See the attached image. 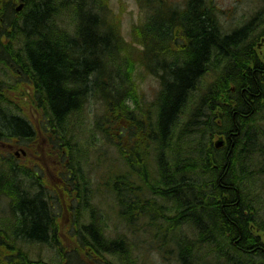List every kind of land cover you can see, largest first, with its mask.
Segmentation results:
<instances>
[{
	"label": "trees",
	"instance_id": "obj_1",
	"mask_svg": "<svg viewBox=\"0 0 264 264\" xmlns=\"http://www.w3.org/2000/svg\"><path fill=\"white\" fill-rule=\"evenodd\" d=\"M4 1L0 0V8H5L4 11L2 9L4 13L0 10V63L17 70L19 74L15 75L20 78L21 84H25V88L31 87L35 94L40 92L38 98L41 105L38 107L46 105L48 111L50 106L47 116L52 126L47 127L49 131H46L44 139L58 150L64 165L61 182L48 185L42 175H35L38 174V167L18 164L12 157L0 158V202L3 199L9 201L5 206L11 214L0 225V264H114L123 255H127L123 264H134L129 255L132 251L130 241L134 242L131 237L120 231L118 235H108L107 220L101 233L94 223L79 227L78 221L71 220L69 216L76 211L92 212L88 197L98 195L100 187L91 176L93 170L89 151L86 149L84 154H79L70 147L71 142L81 143L75 140L79 133L67 131L65 126L70 113L78 108L79 100L84 96L82 93L91 89L93 74L104 69L97 64L111 51V44L99 33L96 24L98 17L95 18L92 13L95 20L92 19L91 11L84 8L91 0H69L75 3L76 13L80 14L79 30L76 32V36L79 34L80 37L69 36V31L59 29L55 21V0L25 1L27 7L20 14L13 9L14 6H10L16 0ZM189 1L184 15L171 17L169 21L159 17V21L152 23L154 27H151V23L149 26L150 32L155 35H158V30L169 36L184 38L182 56L177 60L180 64L175 62L169 66L163 60L153 62L156 70L161 69L166 74L159 70L162 83L165 82L160 92L162 97L156 114L157 123L151 128L152 131H148L149 125L137 121L147 110L136 98L134 90L131 96L124 98H119V95L115 97L116 90H113L107 95L104 110L101 109L93 120L95 125L92 131L87 136V131H82V138L92 148L104 137L120 160L117 162L119 160L114 156L117 160L113 163V169L129 168L128 173L122 171L112 180L105 177L96 181L102 187L106 186L109 196L117 201L116 205L120 206L121 211L118 221L127 229L134 233L140 231V226H143L139 223L141 218L145 226L148 223L150 227L157 226L154 234L164 242L158 247V254L168 259L171 252L176 254L170 264H203L202 257L207 253L205 248L210 249V264H264V128L260 126L264 117V61L260 65L258 60L261 59L255 54L256 59L254 55L256 41L264 37V31H255L254 26L260 19L255 17L239 29L225 32L218 17L205 8L204 1ZM213 5L214 11L220 9L217 4ZM143 26L135 31L138 32ZM185 57L186 61L183 62L181 58ZM206 72L218 77L217 84L207 89L202 85ZM23 74L34 80L23 79L27 77ZM1 85L3 87L4 83L0 84V89ZM197 91L201 95L197 98H202V102L209 98L210 108L207 106L206 110L213 111V118L219 125L213 124L210 131H202L207 148L196 141L188 142L189 135L173 131L179 117L187 110L188 103L195 101ZM227 99H231L230 103ZM2 108L0 140H17L23 144L35 138L37 131L24 116L18 115L12 108L10 111ZM198 111L199 106L196 113L191 111L193 118L198 116ZM106 114L109 117L118 116L119 119L128 117L129 122L121 131H95L101 127L103 117L105 120L109 118ZM200 132L194 131V134L197 136ZM221 135L227 139L226 145L216 148L214 139ZM62 144L69 149L64 150ZM102 157L103 152L99 151L100 166L104 165ZM82 163L90 167L89 175L79 172ZM155 169L161 176H153L152 182L150 173ZM147 184L153 188L150 191L155 196L154 202L159 197L168 200L163 205L155 203L152 207L153 203L143 200L141 195L145 192L142 188L150 189ZM73 189L79 192L75 193ZM141 199L152 210L143 207L144 204L141 208L137 207L135 202ZM163 210L173 211V214L161 215L162 219H158V214ZM65 212H69L68 224ZM162 221L170 229L168 233L159 228L158 224L164 223ZM170 223L173 226H169ZM257 231L260 233L257 234ZM39 247L51 250L53 255L48 259L42 258V254H35L34 251Z\"/></svg>",
	"mask_w": 264,
	"mask_h": 264
},
{
	"label": "rangeland",
	"instance_id": "obj_2",
	"mask_svg": "<svg viewBox=\"0 0 264 264\" xmlns=\"http://www.w3.org/2000/svg\"><path fill=\"white\" fill-rule=\"evenodd\" d=\"M25 1L27 2L28 0H25ZM31 1H35V0H31ZM55 1H57L56 3L59 6V7L56 6L57 7V11H56L57 14L55 16L56 17L55 21L57 20V25L59 26V29L64 30L65 32L69 31L70 32L69 35L74 37L77 30H79V25H80V23L78 22L79 18H80V16H79L80 14L76 13L77 7H74L75 3L69 2V0L67 2H66V0H55ZM145 1L146 2H142L139 0H94V1L91 0L90 3L87 2L88 4L84 5V8L87 11L93 12V15L95 14L94 15L95 18H97L99 16L98 19L100 21H98V19H97V23H96V24H98V28L100 30L99 33L102 34V36L106 37L109 44L112 43L111 44V49H112L111 51H113V52H112V54H111V51L107 52V55L109 56V58H107L108 57L107 55H104V57H102L103 61H100V63L97 64V65H101L102 67H104V69H102V71H100V72H96L93 74V77H91V79L93 80V78L94 77L95 78L93 80L94 83L90 84L91 90L87 91L86 93L84 92L85 96L82 97V99H81L82 101L80 100V102H81L80 106L76 109V111L74 110V112L69 115V117L65 123L67 131H77V133H79L78 134L79 137L76 138L75 140H78L81 143H72L71 142V144H70L71 149L74 152H77L79 154H82V153L84 154L86 149L89 151L88 157L90 159V164H92V170L94 172V173L91 172V176H93V179L95 180L94 183L97 185L98 184L100 185L98 195H95V196L93 195V198L88 197V204H89L88 206L93 207L90 209H92L91 211L94 214H92V212H89V211H87V212H85V211L77 212L76 211V212L71 214V218L75 219L76 222L78 221L77 224H79L78 225L79 227L80 226L83 227V225L90 224L92 221V223H94L97 226V228L101 231V233L103 230L104 222H105V220H107V224H108L107 233H108V235L115 236V235H118V233L120 231L122 234H125V235L131 237L134 242H132V240L130 241L131 244L129 246L132 248V251L129 252V255H131V259L134 261L133 262L134 264L139 262V259H140V262L137 264H170L171 261L175 258L176 254H175V252H171L169 254L170 259L164 258L158 254V252H157L158 247L160 245L164 244V242L160 237H157L156 234H154L157 226L155 225L153 227H150L149 223L147 226H145L144 219L141 218V219H139V223L143 224V226H140L141 232L138 231L137 233H134V232L130 231L129 229H127L124 226V224H122L118 221V217H120L121 211H120V206L116 205V204H118L117 201L116 200L113 201V197L109 196L108 189L106 186L102 187L100 182L96 181V180H100V179L105 178V177L112 180L117 176L118 173H121L122 171L128 173L129 168L123 166L121 168L122 170L120 168L119 169H113V166H114L113 163L117 159L119 160V157H116V154L114 152L112 145L110 143L105 142L106 140L104 137H102L103 141L98 142L97 145L95 144L92 148L90 146H88L85 139L82 138L83 137L82 131H87L86 136L89 135L90 131H92V128L95 125V122L93 120L96 119V117L98 116V113L100 114L101 109H102V111L104 110L103 107L106 106L105 103H106V101H108L107 95L109 92H111L113 90H116V96L115 97H117L119 95V98L131 96V94L134 90L136 98H138V101L140 102V104L142 103L145 106V109L147 110L146 112H143V114L137 118V121H139L140 124L149 125L150 129H148V131H152L151 128L154 126L155 123H157V115L156 114H158L157 113L158 112V105H159L160 95H161L160 92L162 90V83L160 81H162V78H161V76H158L160 74H157L160 72L159 71L160 69L156 70L155 66L153 65V62L154 61L157 62V60L159 61V58H160V60H163V62H165L166 64H171V63L173 64L177 60H179L178 57L182 56L180 54H182V44L184 43L183 42L184 38L183 37L177 38V36L172 35L173 37L172 36H167V37L163 36L162 39L159 37L161 39V41H160V39L157 41V39L155 38V34L150 32L149 26L151 23V27H154L152 25V23H155V20L159 21V17H164L165 20L169 21L171 17L182 15L184 13V11L188 9L187 7H189V6H187V4H188L187 2L189 0H156V2L158 1L160 3L153 2L155 0H145ZM263 1L264 0H214V1L213 0H204V6H205V8H208L211 13H213L212 15H216L217 17L220 16V17H218L219 23L225 32H231L234 29L239 28L242 25L246 24L252 18L259 17V16L263 15V17L262 16L259 17V18H261V20L259 19L256 26H254L255 31L257 30L256 32H260V31H264V24H263V22H264V2ZM15 2H16V3H14V9L15 10H17L16 8L18 7V5L20 6V4L24 5L22 7V10H23V8L24 9L26 8V5H27L26 2L22 3V1L19 2V0L18 1L16 0ZM212 4H217V6L220 9L219 10L215 9V12H213L214 11V7H213L214 5L212 6ZM60 5H62V6H60ZM170 7H172V8H170ZM211 8L213 10H211ZM22 10L17 11V12H21ZM174 10H176L177 12ZM78 11H79V9H78ZM178 12L180 15L178 14ZM261 12H262V14H261ZM58 13H60V14L58 15ZM63 13L65 15H61ZM216 13L219 15H217ZM159 14H162V16H160ZM254 14H255V16H254ZM257 15H259V16H257ZM63 16L66 18H64ZM71 19H73V21ZM66 20H69V25H67L68 23H66V22H68V21H66ZM58 21H60V22H58ZM74 21L77 25V29H75L76 26L73 25ZM70 24H72L73 26H71ZM134 24H135V27L133 28ZM141 25L142 26L144 25L145 27L143 26L142 29H140L138 32H136L135 30L137 28L141 27ZM67 26L70 28V30L67 29L68 28ZM64 27H66V28L63 29ZM71 27H72V29H71ZM255 27H257V28H255ZM101 28L103 31L101 30ZM143 28H145V29H143ZM73 33H74V35H73ZM107 35H109V36L107 37ZM262 38L260 37L256 41L255 48L257 51L256 50H254V51L257 53L256 55H258L260 59L264 60V41L262 40ZM172 39H174V40H172ZM178 40H179V42H177ZM178 46H180V47L178 48ZM113 48H115V50H113ZM170 54H172V55H170ZM171 56H172V58L174 57V60H176V61L171 59ZM167 61H169L170 63ZM115 66L118 67V69ZM119 67L122 69H120ZM9 68L10 67L7 64H1L0 63V81H3L4 86H5V87L0 89V97L2 99V100L0 99V109L2 107H4L6 110V109H9V107H10V108L14 109V111L16 113L18 112V114L24 116V118H26L30 122V124L33 125V127L37 131V135L35 136V138L33 140H29V142L32 143V145L34 146V148L32 149V151H33L32 155H35L36 151L38 152L39 150H42V148H38V145H44V141H45L44 137L46 136L45 133H46V131H49V130H47V127L52 126V124L49 121L48 116H47L46 105H44V107H41V106L38 107L39 105H41V103H40V99H37L38 96L36 97L37 93H36V95H34L35 91L29 86H26V88H25V84H23V83L21 84L20 83L21 80H20V82L18 81V79H20V78L18 76H16L17 73L19 74V72L17 70H12ZM126 71H128V72L126 73ZM97 74H99V75H97ZM125 74L129 75V76L127 77ZM123 75H125V76H123ZM210 75H211V77H209ZM210 75L206 74V76H205L206 79H205V77L202 79V82H203L202 85L206 86L205 87L206 89L209 86H213L217 80L216 79L217 77L215 78L216 74L210 73ZM117 76H118V78H117ZM28 77L29 76L27 75V78ZM119 77H121L123 79V81ZM126 77L128 78V80H126ZM130 77H133V78H130ZM129 78L132 80L134 79V80L133 81L131 80L132 81L131 82L129 80ZM28 79L31 80L30 77ZM126 81H127V83H126ZM8 87H10V89H12V91H9L10 89ZM194 93L195 92H193V94ZM195 96H196L195 101L192 100L190 103H188L189 105H187L188 106L187 110L180 116V118L178 120L179 123H177L174 126L175 128H173V131H179V129H180L181 134H183L184 136L189 135V141L188 142L196 141V143L199 142V144L206 147V143H205V140L203 138L202 131H210L211 129H213L212 128L213 123L215 124V126L217 125L215 123L217 121L213 118V111L206 110L207 106H208V108H210L209 98H207L205 101L202 102V98L201 99L197 98V97H201V95L198 93V91L196 92ZM35 99H36V101H35ZM38 101L40 104L37 103ZM1 102L3 103L2 105H4V106L1 105ZM229 102H230V100H229ZM6 103H8V104H6ZM206 103H207V105H206ZM203 105H204V107H203ZM198 106H199V111H198L199 114H198V116L193 118L191 111L194 110V113H196ZM43 110L45 111L46 114H44ZM107 117H109V115H107ZM263 119H264V117H262V121H261L260 125L264 124ZM101 121H100L101 127L95 131H119V130L121 131L124 129L125 124L129 122L128 117H125V116H123L122 119L121 118L119 119L118 116H115V117L110 116V118H106V120H105V117H103L101 119ZM211 122H213V123L211 124ZM263 127H264V125H263ZM194 131H201V132H200L199 136L198 135L196 136L195 134H193ZM200 135H201V137H200ZM217 138H218V136L216 137V139ZM216 139H214V142ZM190 140H192V141H190ZM33 143H35V144H33ZM23 144H26V142H23ZM61 147L66 151L69 149L68 146L66 147L64 144H62ZM99 151L103 152L102 158L104 159V161H102V163H104V165L101 164L102 166H100L101 160L98 159ZM105 151H107V152H105ZM12 154L13 153H9V151H7V150L0 149V156L6 157V158H10V157L13 158ZM154 154L156 155L157 152H155ZM114 156L117 159H115ZM166 156L168 158H170V156H168V155H166ZM182 157H183V155H182ZM37 160L40 162V164H42V166L44 168H46L45 169L46 175L43 174L46 182L50 185L58 182L59 176L55 173V170L53 168L58 161L57 156L50 157V156H48V154H45V155L40 154V156H39V158H37ZM17 162H18V164H21V165H26L25 163H27L24 159H19ZM117 162H120V160ZM87 167L88 166H86L85 163H82L81 169L79 172L81 174H84V175H89L90 173L88 170L91 171V169H89L90 167H88V168ZM156 173L157 174L159 173V174L157 175ZM35 175L38 176L37 173ZM150 175L152 176V177L150 176V178L153 182H154L153 176H155V177L161 176L160 172L156 169L154 171H152L150 173ZM147 186L150 187V189H146L145 187L142 188V190L145 191L144 194H141L143 196L142 197L143 200L147 199L146 201L149 200L151 203H153L152 207L155 206V203H157V205H163L164 200H166V199H164V197H162V198L159 197V198H157V201L154 202L153 199H155V196L153 197V195H152L153 193L150 191V190H153V188L149 184H147ZM73 190L75 193L79 192L76 189H73ZM147 191L149 192L148 197H146ZM150 197L151 198L153 197V198L149 199ZM143 200L141 199V200L135 202L136 206L141 208V206L144 204ZM1 201L2 202H0V225H2L5 222V219L7 220L11 216L10 209H6V206H5V205L9 204V201L6 199L5 200L3 199ZM5 201H6V203H5ZM91 204H93V205L91 206ZM1 205H3V206H1ZM143 207H145L146 209H151V208H148V206L146 204H144ZM143 207H142V210H143ZM169 213L173 214V211L172 212L171 211L165 212L163 210L162 212H160L158 214L157 218L162 219L161 215L165 216L166 214H169ZM174 213H175V211H174ZM261 217H263V215H261ZM146 222L147 221L145 220V223ZM162 222H164V221H162ZM68 223H70V222H67V224ZM177 223H179V222H177ZM158 226L161 230L165 231L166 233H168L167 231L170 230L168 228V226L165 224V222L158 224ZM169 226H173V225L170 223ZM258 233H260V232L257 231V234ZM218 238L220 240H223L222 237L218 236ZM154 239H155V241H157V240L158 241L154 242ZM41 248L42 247L35 248V250H34L35 254L40 253V254H42V258H46V259L51 257L50 255H53L51 250L48 251L46 248H43V249H41ZM31 249L33 250L34 247H31ZM36 249H38V250H36ZM169 250H170V248H169ZM205 250H207V253L205 255H203L204 257L201 256L203 259V264H204V262H205V264H210V258L208 256L210 249L205 248L204 251ZM173 251H175V250H173ZM126 256L123 255V256H121V258L119 257L120 259L118 258L116 260V263H114V264H120V263L123 264L125 261L124 259L127 258ZM165 256L168 257L167 254H165ZM212 256L215 257L214 254ZM201 262H202V260H201Z\"/></svg>",
	"mask_w": 264,
	"mask_h": 264
},
{
	"label": "bare ground",
	"instance_id": "obj_3",
	"mask_svg": "<svg viewBox=\"0 0 264 264\" xmlns=\"http://www.w3.org/2000/svg\"><path fill=\"white\" fill-rule=\"evenodd\" d=\"M1 1H4V0H1ZM17 1H18V0H17ZM20 1H22V3H25V0H19V2H20ZM85 1H86V0H85ZM202 1H204V0H202ZM202 1H201V2H202ZM213 1H214V0H213ZM4 2H5V1H4ZM6 2H7V1H6ZM56 2H57V1H56ZM66 2H67V1H66ZM69 2H70V1H69ZM151 2H152V1H151ZM153 2H156V0L153 1ZM189 2H190V1H189ZM263 2H264V1H263ZM2 3H3V2H2ZM11 3H12V2H11ZM15 3H16V2H15ZM31 3H32V2H31ZM31 3H30V4H31ZM156 3H160V2L157 1ZM169 3H170V2H169ZM187 3H188V2H187ZM196 3H197V2H196ZM198 3H200V2H198ZM211 3H212V2H211ZM0 4H1V3H0ZM6 4H7V3H6ZM6 4H5V5H6ZM8 4H9V3H8ZM12 4H13V3H12ZM61 4H62V3H61ZM172 4H173V3H172ZM181 4H182V3H181ZM102 5H103V4H102ZM196 5H197V4H196ZM199 5H202V3L199 4ZM3 6H4V5H3ZM10 6L12 7V6H14V5H11V4H10ZM23 6H24L23 4H20V6L18 5V7L16 8L17 10H15V11H20V10H22V7H23ZM60 6H62V5H60ZM103 6H104V5H103ZM190 6H191V5H190ZM212 6H213V4H212ZM0 7H1V6H0ZM8 7H9V6H8ZM26 7H27V6H26ZM57 7H59V6L57 5ZM160 7H161V6H160ZM201 7H202V6H201ZM213 7H214V6H213ZM12 8H13V7H12ZM60 8H61V7H60ZM170 8H172V7H170ZM2 9H3V8H2ZM2 9L0 8L1 11H2ZM4 9H5V8H4ZM4 9H3V11H4ZM13 9H14V8H13ZM9 10H11V8H9ZM64 10H65V9H64ZM180 10H181V9H180ZM192 10H194V9H192ZM206 10H207V9H206ZM211 10H213V9L211 8ZM261 10H262V9H261ZM3 11H2V12H3ZM23 11H24V8H23L22 12H23ZM58 11H59V10H58ZM174 11H176V10H174ZM258 11H259V10H258ZM61 12H62V11H61ZM89 12H90V11H89ZM176 12H177V11H176ZM204 12H205V11H204ZM213 12H215V11H213ZM0 13H1V12H0ZM3 13H4V12H3ZM14 13H16V12H14ZM20 13H21V12H19V14H20ZM92 13H93V12L90 13V16H91ZM102 13H103V12H102ZM174 13H175V12H174ZM1 14H2V13H1ZM5 14H7V13H5ZM12 14H13V13H12ZM16 14H17V13H16ZM16 14H15V15H16ZM54 14H55V13H54ZM56 14H57V13H56ZM56 14H55V15H56ZM59 14H60V13H58V15H59ZM73 14H74V13H73ZM96 14H97V13H96ZM178 14H179V12H178ZM212 14H213V13H211V15H212ZM216 14H217V13H216ZM261 14H262V12H261ZM3 15H4V14H3ZM10 15H11V14H10ZM13 15H14V14H13ZM58 15H57V16H58ZM61 15H65V14L63 13V14H61ZM76 15H77V14H76ZM88 15H89V13H88ZM94 15H95V14H94ZM168 15H169V14H168ZM179 15H180V14H179ZM183 15H184V14H183ZM217 15H219V14H217ZM20 16H21V15H20ZM70 16H71V15H70ZM225 16H226V15H225ZM254 16H255V14H254ZM257 16H259V15H257ZM261 16L263 17V15H261ZM261 16H259V17H261ZM11 17H12V16H11ZM58 17H59V16H58ZM63 17H64V16H63ZM88 17H89V16H88ZM92 17H93V16H91V18H92ZM98 17H99V16H98ZM103 17H104V16H103ZM218 17H220V16H218ZM2 18H3V17H2ZM5 18H6V17H5ZM9 18H10V17H9ZM13 18L15 19V16H14ZM13 18H12V19H13ZM64 18H66V17H64ZM67 18H68V17H67ZM72 18H73V17H72ZM76 18H77V17H76ZM78 18H79V17H78ZM93 18H94V17H93ZM93 18H92V19H93ZM173 18H174V17H173ZM186 18H187V17H186ZM254 18H255V17H254ZM257 18H258V17H257ZM247 19H248V18H247ZM252 19H253V18H252ZM262 19H263V18H262ZM10 20H11V19H10ZM71 20L73 21V19H71ZM75 20H76V19H75ZM89 20H91V19H89ZM94 20H95V18H94ZM184 20H185V19H184ZM260 20H261V18H260ZM63 21H64V20H63ZM66 21H68V22H66V23H68L67 25H69V20H66ZM80 21H81V20H80ZM80 21H78V22L80 23ZM98 21H100V20H98ZM214 21H215V19H214ZM216 21H217V20H216ZM243 21H244V20H243ZM258 21H259V20H258ZM9 22H13V21H9ZM56 22H57V20H56ZM58 22H60V21H58ZM90 22H92V20H91ZM95 22H96V21H95ZM220 22H221V21H220ZM256 22H257V21H256ZM13 23H14V22H13ZM13 23H12V24H13ZM15 23H16V22H15ZM92 23H93V22H92ZM169 23H170V22H169ZM263 23H264V22H263ZM7 24H8V23H7ZM20 24H21V23H20ZM56 24H57V23H56ZM61 24H62V23H61ZM61 24H60V25H61ZM63 24H64V23H63ZM173 24H174V23H173ZM217 24H218V23H217ZM221 24H222V23H221ZM0 25H1V24H0ZM70 25H71V26L75 25L76 27H75V26H74V27H75V29H77V25H76L75 21H74V24H73V25H72V24H70ZM78 25H79V24H78ZM104 25H105V24H104ZM214 25H216V24H214ZM82 26H83V25H82ZM84 26H85V25H84ZM237 26H238V25H237ZM259 26H260V25H259ZM261 26H262V25H261ZM12 27H13V26H12ZM58 27H59V26H58ZM67 27H68V26H67ZM172 27H173V26H172ZM251 27H252V26H251ZM65 28H66V27H64L63 29H65ZM179 28H180V27H179ZM252 28H253V27H252ZM255 28H257V27H255ZM259 28H260V27H259ZM6 29H7V28H6ZM15 29H16V28H15ZM17 29H18V28H17ZM67 29H69V27H68ZM71 29H72V27H71ZM173 29H174V28H173ZM173 29H172V31H173ZM238 29H239V28H238ZM262 29H263V28H262ZM3 30H4V29H3ZM10 30H11V29H10ZM101 30H102V28H101ZM177 30H178V29H177ZM236 30H237V28H236ZM250 30H251V28H250ZM12 31H13V30H12ZM75 31H76V30H75ZM102 31H103V30H102ZM223 31H224V29H223ZM247 31H249V30H247ZM256 31H257V30H256ZM258 31H259V30H258ZM7 32H8V31H7ZM16 32H17V31H16ZM78 32H79V31H78ZM244 32H245V31H244ZM254 32H255V31H254ZM261 32H263V31H261ZM261 32H260V33H261ZM4 33H5V32H4ZM8 33H9V32H8ZM8 33H7V34H8ZM13 33H14V32H13ZM94 33H95V32H94ZM157 33H158V35H159V37H160L161 39L163 38V36H164V37H165V36H166V37L169 36L168 34H166V33H164V32H163V33H160V31H158V30H157ZM185 33H186V32H185ZM220 33H221V31H220ZM228 33H230V32H228ZM246 33H247V32H246ZM252 33H253V31H252ZM255 33H256V32H255ZM258 33H259V32H258ZM258 33H257V35H258ZM18 34H19V32H18ZM105 34H106V33H105ZM224 34H225V33H224ZM262 34H263V33H262ZM73 35H74V33H73ZM77 35L80 37L79 34H77ZM237 35H238V34H237ZM263 35H264V34H263ZM9 36H10V35H9ZM16 36H17V35H16ZM18 36H19V35H18ZM23 36H24V35H23ZM69 36H70V35H69ZM108 36H109V35H107V37H108ZM241 36H242V35H241ZM247 36H248V34H247ZM10 37H11V36H10ZM75 37H76V33H75ZM159 37H158L157 35H155V38L157 39V41L160 39ZM172 37H173V36H172ZM184 37H185V36H184ZM186 37H187V36H186ZM14 38H15V37H14ZM20 38H21V37H20ZM105 38H106V37H105ZM238 38H240V37H238ZM23 39H24V38H23ZM161 39H160V41H161ZM24 40H25V39H24ZM113 40H114V39H113ZM172 40H174V39H172ZM187 40H188V39H187ZM253 40H254V39H252V41H253ZM262 40L264 41V37L262 38ZM18 41H19V39H18ZM25 41H26V40H25ZM164 41H165V40H164ZM239 41H240V40H239ZM242 41H243V40H242ZM252 41H251V44H253ZM14 42H15V41H14ZM21 42H22V41H21ZM166 42H167V41H166ZM166 42H165V43H166ZM177 42H179V40H178ZM183 42H184V41H183ZM247 42H249V39H248ZM23 43H24V42H23ZM25 43H26V42H25ZM79 43H80V42H79ZM163 43H164V42H163ZM168 43H169V42H168ZM240 43H241V42H240ZM254 43H255V42H254ZM81 44H82V43H81ZM110 44H112V43H110ZM245 44H247V43H245ZM251 44L248 46L249 48H250ZM260 44H261V43H260ZM260 44H259V45H260ZM15 45H16V43L14 44V46H15ZM24 45H25V44H24ZM24 45H22V46H24ZM82 45H84V44H82ZM182 45H183V44H182ZM261 45H262V44H261ZM20 46H21V43H20ZM18 47H19V46H18ZM112 47H113V46H112ZM179 47H180V46H178V48H179ZM248 47H246V48L248 49ZM253 47H254V46H253ZM11 48H12V47H11ZM11 48H9V49H11ZM14 48H15V47H14ZM115 48H116V47H115ZM115 48H113V50H115ZM166 48H167V47H166ZM185 48H187V47H185ZM243 48H245V47H243ZM243 48H242V50H245V49H243ZM15 49H16V48H15ZM19 50H20V49H19ZM19 50H18V52H19ZM110 50H112V49H110ZM182 50H183V49H182ZM218 50H219V49H218ZM218 50H217V51H218ZM232 50H233V49H232ZM249 50H250V49H249ZM249 50H247V51H249ZM254 50H255V48H254ZM13 51H14V50H13ZM245 51H246V50H245ZM245 51H244V52H245ZM8 52H9V51H8ZM20 52H21V51H20ZM108 52H109V51H108ZM223 52H224V51H223ZM231 52H234V51H231ZM16 53H17V51H16ZM22 53H23V51H22ZM172 53H173V52H172ZM179 53H180V52H179ZM248 53H249V52H248ZM250 53L253 54L252 52H250ZM250 53H249V54H250ZM111 54H112V51H111ZM166 54H167V53H166ZM215 54H216V53H215ZM223 54H224V53H223ZM229 54H230V53H229ZM245 54H246V53H245ZM249 54H247V55H249ZM255 54H257V53H254V55H255ZM170 55H172V54H170ZM178 55H179V54H178ZM180 55H182V54H180ZM184 55H185V54H184ZM190 55H191V54H190ZM231 55H232V54H231ZM231 55H229V56H231ZM242 55H243V53H242ZM242 55H241V58H242ZM247 55H245V59H246ZM107 56H108V55H107ZM216 56H217V54H216ZM220 56H222V55H220ZM226 56H227V55H226ZM250 56H251V55H250ZM255 56H256V55H255ZM257 56H258V55H257ZM257 56H256V59H258ZM163 57H164V56H163ZM175 57H176V56H175ZM217 57H219V56H217ZM252 57H253V56H252ZM258 57H259V56H258ZM107 58H109V56H108ZM179 58H180V57H178V59H179ZM225 58H228V57H225ZM21 59H22V57H21ZM121 59H122V58H121ZM156 59H157V58H156ZM171 59L174 60V57L172 58V56H171ZM181 59H183V62L186 61V57H185V59H184V58H181ZM215 59H216V58H215ZM218 59H219V58H218ZM239 59H240V58H239ZM245 59H244V60H241V59H240V61L243 62V61H245ZM247 59H250V58H247ZM16 60H17V59H16ZM125 60H126V59H125ZM125 60H124V61H125ZM159 60H160V58H159ZM220 60H221V59H220ZM225 60H226V59H225ZM229 60H230V58H229ZM233 60H234V59H233ZM250 60H251V59H250ZM17 61L20 62V60H17ZM17 61H16V62H17ZM116 61H117V60H116ZM157 61H158V60H157ZM165 61H166V60H165ZM174 61H176V60H174ZM237 61H238V59H237ZM247 61H248V60H247ZM256 61H257V60H256ZM256 61H255V62H256ZM258 61L260 62V65H261V63L263 62V59L258 60ZM118 62H119V61H118ZM161 62H162V61H161ZM161 62H160V63H161ZM167 62H169V61H167ZM176 62H177V61H176ZM221 62H222V61H221ZM226 62H227V61H226ZM229 62L231 63V60H230ZM235 62H236V61H235ZM245 62H246V61H245ZM248 62H249V61H248ZM124 63H125V62H124ZM154 63H155V62H154ZM156 63H157V62H156ZM163 63H165V62H163ZM163 63H162V66L165 65V64H163ZM169 63H170V62H169ZM177 63H178V62H177ZM177 63H176V64H177ZM222 63H223V62H222ZM224 63H225V62H224ZM230 63H229V64H230ZM250 63H251V62H250ZM253 63H254V62H253ZM22 64H23V63H22ZM122 64H123V63H122ZM171 64H172V63H171ZM178 64H180V63H178ZM178 64H177V65H178ZM209 64H210V63H209ZM209 64H208V65H209ZM211 64H212V63H211ZM214 64H215V63H214ZM214 64H213V65H214ZM216 64H217V63H216ZM233 64H234V62H233ZM246 64H247V63H246ZM254 64H255V63H254ZM135 65H136V64H135ZM166 65H167V64H166ZM181 65H182V62H181ZM223 65H226V64H223ZM230 65H231V64H230ZM116 66H117V65H116ZM116 66H115V67H116ZM158 66H161V65H158ZM169 66H170V64H169ZM174 66H175V65H174ZM184 66H185V65H184ZM209 66H210V65H209ZM227 66H229V65L227 64ZM254 66H255V65H254ZM256 66H257V65H256ZM12 67H13V66H12ZM19 67H21V66H19ZM23 67H24V65H23ZM26 67H27V66H26ZM106 67H107V66H106ZM163 67H164V66H163ZM176 67H177V66H176ZM224 67H225V66H224ZM249 67H250V66H249ZM2 68H3V67H2ZM2 68H1V69H2ZM27 68H28V67H27ZM98 68H99V67H98ZM116 68L118 69V67H116ZM116 68H115V69H116ZM119 68H120V67H119ZM161 68H162V67H161ZM164 68H165V67H164ZM172 68H173V67H172ZM178 68H179V66H178ZM215 68H216V67H215ZM215 68L213 67V69H215ZM250 68H251V67H250ZM20 69H21V68H20ZM120 69H122V68H120ZM162 69H163V68H162ZM167 69H168V68H167ZM169 69H170V68H169ZM209 69H210V68L208 67L207 70H209ZM219 69H220V68H219ZM221 69H222V68H221ZM226 69H227V67H226ZM226 69H225V70H226ZM251 69H252V68H251ZM253 69H254V68H253ZM258 69H261V68H258ZM6 70H7V69H6ZM22 70L25 71V69H22ZM160 70H161V69H160ZM256 70H257V69H256ZM119 71H120V70H119ZM161 71H163V70H161ZM168 71H170V70H168ZM215 71H219V70H216V69H215ZM260 71H261V70H260ZM8 72H9V71H8ZM127 72H128V71H127ZM134 72H135V71H134ZM163 72H164V71H163ZM204 72H205V71H204ZM207 72H208V71H207ZM207 72H206V73H207ZM209 72H210V71H209ZM220 72H221V71H220ZM227 72H228V71H227ZM257 72H258V71H257ZM257 72H256V73H257ZM159 73H160V72H159ZM159 73H157V74H159ZM221 73H223V72H221ZM225 73H226V72H225ZM225 73H224V75H225ZM163 74L165 75V74H166V71H165ZM207 74L210 75V73H207ZM3 75H4V74H3ZM24 75H27V74H23V76H24ZM97 75H99V74H97ZM125 75H126V74H125ZM125 75H123V76H125ZM133 75H134V74H133ZM164 75H163V76H164ZM220 75H221V74H220ZM224 75H223V76H224ZM253 75H254V74H253ZM257 75H259V77H260V74H257ZM23 76H22V78H23ZM120 76H121V75H120ZM123 76H122V77H123ZM126 76L128 77L129 75H126ZM158 76H160V75H158ZM166 76H167V75H166ZM205 76H206V74L204 75V77H205ZM221 76H222V75H221ZM4 77H5V76H4ZM15 77H16V76H15ZM29 77H30V76H29ZM29 77H28V78H29ZM33 77H35V76H33ZM97 77H98V76H97ZM127 77H126V80H128ZM209 77H211V75H210ZM253 77H254V76H253ZM253 77H252V78H253ZM255 77H256V76H255ZM26 78H27V77L25 76V78H23V79H26ZM35 78H36V77H35ZM117 78H118V76H117ZM119 78H121V77H119ZM123 78H124V77H123ZM130 78H133V77H130ZM130 78H129V80L131 81L132 79H130ZM217 78H218V77H217ZM23 79H22V80H23ZM100 79H101V78H100ZM121 79H122V78H121ZM124 79H125V78H124ZM160 79H161V78H160ZM202 79H203V78H202ZM205 79H206V77H205ZM208 79H209V78H208ZM221 79H222V78H221ZM255 79H256V78H255ZM16 80H17V79H16ZM18 80H20V79H18ZM26 80H27V79H26ZM28 80H29V79H28ZM31 80H32V79H31ZM33 80H34V79H33ZM33 80H32V81H33ZM93 80H94V78H93ZM95 80H96V79H95ZM97 80H98V79H97ZM133 80H134V79H133ZM133 80H132V81H133ZM217 80H218V79H217ZM219 80H220V79H219ZM225 80H226V79H225ZM259 80H260V78H259ZM263 80H264V79H263ZM263 80H262V81H263ZM29 81H30V80H29ZM114 81H115V80H114ZM122 81H123V79H122ZM130 81H129V82H130ZM132 81H131V82H132ZM1 82L3 83V81H0V84H2ZM4 82H5V81H4ZM13 82H14V81H13ZM30 82H31V81H30ZM93 82H94V81H93ZM97 82H98V81H97ZM160 82L162 83V81H160ZM164 82H165V81H164ZM164 82H163L162 84H164ZM224 82H225V81H224ZM15 83H16V82H15ZM20 83H21V82H20ZM119 83H120V82H119ZM126 83H127V81H126ZM202 83H203V82H202ZM215 83H216V82H215ZM218 83H219V82H218ZM221 83H222V82H221ZM67 84H68V83H67ZM100 84H101V83H100ZM115 84H116V83H115ZM209 84H210V83H209ZM216 84H217V83H216ZM38 86H39V85H38ZM69 86H70V85H69ZM3 87H5V86H3ZM3 87H2V85H1V88H3ZM109 87H110V86H109ZM162 87H163V85H162ZM232 87H233V85H232ZM8 88H10V87H8ZM37 88H38V87H37ZM39 88H40V87H39ZM15 89H16V88H15ZM119 89H120V88H119ZM90 90H91V89H90ZM5 91H6V90H5ZM94 92H95V91H94ZM193 92H194V91H193ZM233 92H234V91H232L231 93L233 94ZM238 92H239V91H238ZM3 93H4V92H3ZM39 93H40V92H37V95H36V94H34V95H36V97H37ZM245 93H246V92H245ZM1 94H2V93H1ZM82 94L84 95V93H82ZM91 94H92V93H91ZM91 94H90V95H91ZM232 94H230V95H232ZM235 94H236V93H235ZM42 95H43V94H42ZM44 95H45V94H44ZM80 95H81V94H80ZM236 95H237V94H236ZM84 96H85V95H84ZM84 96H82V97H84ZM92 96H93V95H92ZM233 96H234V95H233ZM239 96H240V95H239ZM244 96H245V94H244ZM248 96H249V95H248ZM38 97H39V96H38ZM105 97H106V96H105ZM160 97H162V96L160 95ZM240 97H241V96H240ZM249 97H250V96H249ZM77 98H78V97H77ZM79 98H80V97H79ZM241 98H242V97H241ZM243 98H244V97H243ZM245 98H246V97H245ZM245 98H244V99H245ZM247 98H248V97H247ZM0 99H1V97H0ZM3 99H4V98H3ZM37 99H39V98H37ZM1 100H2V99H1ZM41 100H42V99H41ZM46 100H47V99H46ZM80 100H81V99H80ZM80 100H79V102H80ZM145 100H146V99H145ZM227 100H229V99H227ZM230 100H231V99H230ZM240 100H241V99H240ZM240 100H239V101H240ZM7 101H8V100H7ZM35 101H36V99H35ZM81 101H82V100H81ZM200 101H201V100H200ZM233 101H234V100H233ZM236 101H238V100L236 99ZM244 101H245V100H244ZM3 102H4V101H3ZM43 102H44V101H43ZM46 102H48V101H46ZM97 102H98V101H97ZM223 102H224V101H223ZM8 103H9V102H8ZM8 103H6V104H8ZM37 103H38V102H37ZM48 103H49V102H48ZM80 103H81V102H80ZM227 103H228V102H227ZM229 103H230V102H229ZM2 104H3V103L1 102V105H2ZM38 104H39V103H38ZM141 104H142V103H141ZM192 104H193V103H192ZM222 104H223V103H222ZM225 104H226V102H225ZM49 105H50V104H49ZM78 105L80 106V104H78ZM102 105H103V104H102ZM200 105H201V104H200ZM227 105H228V104H227ZM2 106H4V105H2ZM79 106H78V107H79ZM215 106H216V105H215ZM219 106H220V105H219ZM219 106H218V107H219ZM224 106H225V105H224ZM242 106H243V105H242ZM259 106H260V105H259ZM49 107H50V106H49ZM49 107H48V111L50 112V110H49L50 108H49ZM234 107H235V106H234ZM72 108H73V106H72ZM75 108H77V106H76ZM75 108H74V109H75ZM194 108H195V107H194ZM214 108L217 109V107H214ZM2 109H3V108H2ZM9 109H10V107H9ZM9 109H8V110H9ZM3 110H4V109H3ZM3 110H2V111H3ZM8 110H7V113H8ZM261 110H262V109H261ZM263 110H264V108H263ZM9 111H10V110H9ZM11 111H13V110H11ZM48 111H47V112H48ZM75 111H76V109H75ZM70 112H71V111H70ZM70 112L68 111V113H70ZM9 113H10V112H9ZM17 113H18V112H17ZM70 114H71V113H70ZM75 114H76V113H75ZM221 114H222V113H221ZM221 114H220V115H221ZM226 114H227V112H226ZM241 114H242V113H241ZM0 115H1V114H0ZM3 115H4V113H3ZM12 115H14V113H13ZM15 115H16V114H15ZM18 115H19V114H18ZM21 116H22V115H21ZM66 116H67V115H66ZM217 116H218V115H217ZM237 116H238V115H237ZM244 116H245V114H244ZM0 117H3V116H0ZM5 117H6V116H5ZM215 117H216V116H215ZM245 117H246V116H245ZM109 118H110V117H109ZM179 118H180V117H179ZM249 118H250V116H249ZM188 119H189V118H188ZM222 119H223V118H222ZM257 120H258V119H257ZM263 120H264V119H263ZM63 121H64V120H63ZM75 121H76V120H75ZM246 121H247V120H246ZM249 121H250V119H249ZM101 122H102V121H101ZM263 122H264V121H263ZM23 123H24V122H23ZM64 123H65V122H64ZM105 123H106V122H105ZM177 123H179V122H177ZM212 123H213V122H211V124H212ZM215 123L217 124V122H215ZM238 123H239V122H238ZM245 123H246V122H245ZM255 123H256V122H255ZM257 123H258V122H257ZM69 124H70V123H69ZM69 124H68V125H69ZM103 124H104V123H103ZM213 124H214V123H213ZM258 124H259V123H258ZM205 125H206V124H205ZM214 125H215V124H214ZM223 125H224V123H223ZM246 125H247V124H246ZM256 125H257V124H256ZM261 125H262V124H261ZM261 125H260V126H261ZM263 125H264V124H263ZM263 125H262V126H263ZM71 126H72V125H71ZM75 126H76V125H75ZM108 126H109V125H108ZM217 126H219V125L217 124ZM252 126H253V125H252ZM49 127H50V126H49ZM120 127H121V126H120ZM209 127H210V126H209ZM223 127H226V126H223ZM223 127H222V128H223ZM256 127H257V126H256ZM258 127H259V126H258ZM53 128H54V127H53ZM103 128H104V127H103ZM118 128H119V127H118ZM174 128H175V127H174ZM179 128H180V127H179ZM190 128H191V127H190ZM220 128H221V127H220ZM261 128H262V127H261ZM263 128H264V127H263ZM234 129H236V128H234ZM249 129H250V128H249ZM252 129H253V128H252ZM256 129H257V128H256ZM102 130H103V129H102ZM221 130H223V129H221ZM224 130H226V129H224ZM224 130H223V131H224ZM243 130H244V129H243ZM246 130H247V129H246ZM254 130H255V129H254ZM257 130H259V128H258ZM3 131H4V129H3ZM119 131H120V130H119ZM179 131H180V129H179ZM185 131H186V130H185ZM214 131H215V130H214ZM233 131H234V130H233ZM235 131H236V130H235ZM244 131H245V130H244ZM193 134H194V133H193ZM198 136H199V135H198ZM200 137H201V135H200ZM201 140H202V139H201ZM226 142H227V139L225 138V136L221 135V136H218V138L215 140V142H214L215 145H214V146H215L216 148H222V147H224V146L226 145ZM66 147H67V146H66ZM209 148H210V147H209ZM156 174H157V173H156ZM157 175H158V174H157ZM150 176H151V175H150ZM151 177H152V176H151ZM152 179H153V178H152ZM152 182H153V181H152ZM262 191H263V190H262ZM148 193H149V192H148ZM152 193H153V192H152ZM153 197H154V196H153ZM153 197H152V198H153ZM152 198H151V199H152ZM164 199H165V198H164ZM166 199H167V198H166ZM154 200H155V199H153V201H154ZM167 200H168V199H167ZM211 200H212V199H211ZM211 200H209V201H211ZM253 200H254V199H253ZM162 201H163V200H162ZM164 201H165V200H164ZM214 202H215V201H214ZM5 203H6V201H5ZM145 203H146V202H145ZM212 203H213V202H212ZM214 204H215V203H214ZM1 206H3V205H1ZM124 206H125V205H124ZM211 206H212V205H211ZM171 212H172V211H171ZM90 214H91V213H90ZM172 216H173V215H172ZM10 217H11V216H10ZM90 218H91V217H90ZM4 219H5V218H4ZM5 222H6V221H5ZM91 222H92V221H91ZM140 232H141V231H140ZM167 232H168V231H167ZM259 235H260V234H259ZM151 237H152V236H151ZM151 239H152V238H151ZM160 240H161V239H160ZM150 241H151V240H150ZM157 241H158V240H157ZM157 241H155V239H154V242H157ZM154 242H153V243H154ZM149 243H150V242H149ZM151 243H152V242H151ZM133 245H134V244H133ZM135 245H136V244H135ZM153 245H154V244H153ZM150 252H151V251H150ZM157 252H158V251H157ZM138 254H139V253H138ZM151 256H152V255H151ZM136 259H137V258H136ZM139 262H140V259H139ZM139 262H137V263H139ZM137 263H136V264H137ZM153 263H154V262H153Z\"/></svg>",
	"mask_w": 264,
	"mask_h": 264
},
{
	"label": "flooded vegetation",
	"instance_id": "obj_4",
	"mask_svg": "<svg viewBox=\"0 0 264 264\" xmlns=\"http://www.w3.org/2000/svg\"><path fill=\"white\" fill-rule=\"evenodd\" d=\"M263 61H264V60H263ZM13 152L18 153L15 147H14V149H13Z\"/></svg>",
	"mask_w": 264,
	"mask_h": 264
}]
</instances>
